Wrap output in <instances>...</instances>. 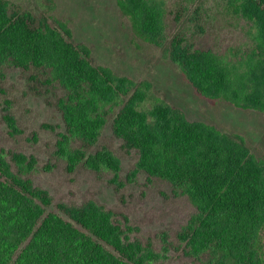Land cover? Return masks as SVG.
I'll return each mask as SVG.
<instances>
[{"label":"trees","instance_id":"1","mask_svg":"<svg viewBox=\"0 0 264 264\" xmlns=\"http://www.w3.org/2000/svg\"><path fill=\"white\" fill-rule=\"evenodd\" d=\"M220 2L224 16L248 24L238 45L200 38L203 25L200 33L170 34L169 0H118L133 32L163 47L199 94L264 112V0ZM11 68L22 71L26 94L43 97L61 115L62 125H49L54 156L67 171L83 165L110 174L117 191L145 173L168 183L172 196L186 197L195 211L176 240L167 230L143 234L128 213L93 198L54 202L33 178L38 156L0 145V264H159L174 248L197 264H264V157L243 135L190 120L149 79L95 64L66 21L38 20L0 0L1 81ZM4 120L10 134L23 132L11 110ZM108 125L127 152L137 153L127 181L121 156L98 147Z\"/></svg>","mask_w":264,"mask_h":264},{"label":"rangeland","instance_id":"2","mask_svg":"<svg viewBox=\"0 0 264 264\" xmlns=\"http://www.w3.org/2000/svg\"><path fill=\"white\" fill-rule=\"evenodd\" d=\"M13 8L29 9L38 18L57 25L66 21L76 43L90 48L91 59L117 73L140 82L149 79L157 95L181 109L190 120L214 123L224 131L243 135L254 154L264 157V112L236 106L225 100H214L199 94L193 84L165 55L164 48L138 37L130 20L122 13L118 0H10ZM220 0H169V33L184 30L200 33V38L228 47L238 45L248 28L246 21L223 15ZM216 21V24L211 22ZM219 31V33H217ZM195 32V33H194ZM172 36V35H171ZM27 83L20 69L11 68L8 78L0 80V145L6 149L34 153L40 160L35 182L47 188L54 202L81 203L93 198L129 214L143 234L155 235L161 230L174 233L186 223L195 207L186 197L172 196L168 183L148 179L140 173L137 180L127 182L117 191L108 180L110 174L99 175L81 165L74 172L54 156L56 132L49 124L62 125L58 111L47 105L43 97L26 94ZM11 110L23 132L10 134L4 114ZM46 124V126H45ZM112 148L123 160L122 176H127L137 159L135 151L127 152L115 137L110 125L103 131L98 147ZM51 170H44L46 164ZM57 209V207H52ZM171 239V238H170ZM171 257L159 264H197L196 259L171 250Z\"/></svg>","mask_w":264,"mask_h":264}]
</instances>
